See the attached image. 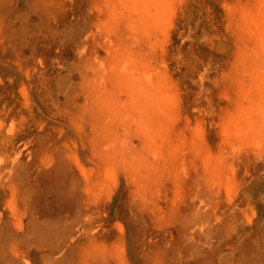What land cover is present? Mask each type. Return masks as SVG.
Segmentation results:
<instances>
[{"label":"rangeland","instance_id":"rangeland-1","mask_svg":"<svg viewBox=\"0 0 264 264\" xmlns=\"http://www.w3.org/2000/svg\"><path fill=\"white\" fill-rule=\"evenodd\" d=\"M0 264H264V0H0Z\"/></svg>","mask_w":264,"mask_h":264}]
</instances>
